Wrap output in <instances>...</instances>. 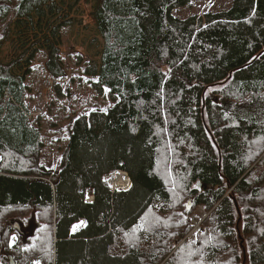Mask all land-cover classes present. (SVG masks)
I'll list each match as a JSON object with an SVG mask.
<instances>
[{"label": "trees", "instance_id": "1", "mask_svg": "<svg viewBox=\"0 0 264 264\" xmlns=\"http://www.w3.org/2000/svg\"><path fill=\"white\" fill-rule=\"evenodd\" d=\"M188 3L95 0L88 74L115 104L73 121L52 170L18 70L42 42L45 70L64 76L66 14L56 0H0V48L41 33L0 62V264H264V0L173 15ZM115 171L127 190L104 181Z\"/></svg>", "mask_w": 264, "mask_h": 264}, {"label": "rangeland", "instance_id": "2", "mask_svg": "<svg viewBox=\"0 0 264 264\" xmlns=\"http://www.w3.org/2000/svg\"><path fill=\"white\" fill-rule=\"evenodd\" d=\"M56 1L60 4L62 14H66L64 19L68 21L67 25L59 31V57L63 64L64 76L53 78L45 70L47 54L45 48L40 47L42 42L36 46V53L29 67L22 66L18 70V73L29 70L23 82L26 87L25 111L29 124L40 135L43 145L40 161L45 168L52 170H55L60 163L73 121L87 116L92 111L105 113L114 106L116 100L107 90L99 94L93 87L96 77L88 74V71L93 68L97 69L102 47V41L92 18L95 0ZM231 1L189 0L187 5L174 10L173 15L185 18L190 15L219 11L226 9ZM16 32V30L11 31L14 38H17ZM22 35L19 43L27 40L28 46L36 38L41 37V33L34 36L32 32ZM28 46L20 49L12 47L10 42L4 43L0 48V62H8L16 53L14 50L20 52ZM230 108L231 105L226 103L225 110ZM124 174L127 176L126 173ZM128 186L127 176V183L121 187L127 189ZM204 214L199 209L196 217H192L196 228ZM198 230L197 228V231L192 234H197ZM30 234L33 235L32 232Z\"/></svg>", "mask_w": 264, "mask_h": 264}, {"label": "bare ground", "instance_id": "3", "mask_svg": "<svg viewBox=\"0 0 264 264\" xmlns=\"http://www.w3.org/2000/svg\"><path fill=\"white\" fill-rule=\"evenodd\" d=\"M126 183H127V176L123 172H119V171L114 172L109 177V184L114 187L124 186Z\"/></svg>", "mask_w": 264, "mask_h": 264}, {"label": "water", "instance_id": "4", "mask_svg": "<svg viewBox=\"0 0 264 264\" xmlns=\"http://www.w3.org/2000/svg\"><path fill=\"white\" fill-rule=\"evenodd\" d=\"M227 102H225V104H226ZM223 109H224V106H223ZM188 203H190V201H188Z\"/></svg>", "mask_w": 264, "mask_h": 264}, {"label": "built area", "instance_id": "5", "mask_svg": "<svg viewBox=\"0 0 264 264\" xmlns=\"http://www.w3.org/2000/svg\"><path fill=\"white\" fill-rule=\"evenodd\" d=\"M6 93V92H5Z\"/></svg>", "mask_w": 264, "mask_h": 264}]
</instances>
